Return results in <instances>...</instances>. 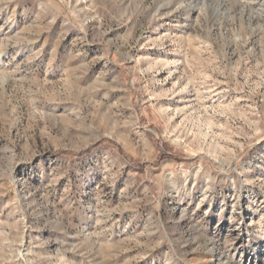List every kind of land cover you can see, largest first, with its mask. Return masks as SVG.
Wrapping results in <instances>:
<instances>
[{"label":"rangeland","instance_id":"obj_1","mask_svg":"<svg viewBox=\"0 0 264 264\" xmlns=\"http://www.w3.org/2000/svg\"><path fill=\"white\" fill-rule=\"evenodd\" d=\"M0 264H264V0H0Z\"/></svg>","mask_w":264,"mask_h":264}]
</instances>
